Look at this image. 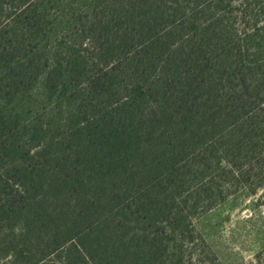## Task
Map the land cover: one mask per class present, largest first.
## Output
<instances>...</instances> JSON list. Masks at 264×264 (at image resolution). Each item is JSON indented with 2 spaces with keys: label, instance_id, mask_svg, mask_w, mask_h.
I'll list each match as a JSON object with an SVG mask.
<instances>
[{
  "label": "trees",
  "instance_id": "trees-1",
  "mask_svg": "<svg viewBox=\"0 0 264 264\" xmlns=\"http://www.w3.org/2000/svg\"><path fill=\"white\" fill-rule=\"evenodd\" d=\"M221 1L0 0V264H198L264 185V24Z\"/></svg>",
  "mask_w": 264,
  "mask_h": 264
},
{
  "label": "rangeland",
  "instance_id": "rangeland-1",
  "mask_svg": "<svg viewBox=\"0 0 264 264\" xmlns=\"http://www.w3.org/2000/svg\"><path fill=\"white\" fill-rule=\"evenodd\" d=\"M249 1L256 9L247 18L241 15L245 0L219 2L218 12L233 30L247 29L256 20L264 24V12L259 13L264 0ZM238 182L226 180L224 192L193 219L197 236L206 241L196 237L189 245V252L199 254L198 264H259V255L264 264V185L257 187L254 180L250 187H243Z\"/></svg>",
  "mask_w": 264,
  "mask_h": 264
}]
</instances>
